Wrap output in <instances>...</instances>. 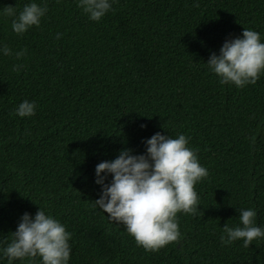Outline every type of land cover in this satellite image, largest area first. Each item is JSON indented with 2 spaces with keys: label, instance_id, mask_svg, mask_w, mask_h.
Instances as JSON below:
<instances>
[{
  "label": "trees",
  "instance_id": "1",
  "mask_svg": "<svg viewBox=\"0 0 264 264\" xmlns=\"http://www.w3.org/2000/svg\"><path fill=\"white\" fill-rule=\"evenodd\" d=\"M31 3L47 11L17 34L4 9L18 16ZM109 3L94 21L79 0H0V264H42L3 254L39 209L71 233L67 264H264V237L221 242L225 224L242 227L241 210L264 231V71L238 88L207 64L244 28L264 43V0ZM25 100L34 115L20 117ZM157 132L189 138L208 176L196 214L177 213L180 239L151 252L95 204V169L125 149L146 155Z\"/></svg>",
  "mask_w": 264,
  "mask_h": 264
},
{
  "label": "clouds",
  "instance_id": "2",
  "mask_svg": "<svg viewBox=\"0 0 264 264\" xmlns=\"http://www.w3.org/2000/svg\"><path fill=\"white\" fill-rule=\"evenodd\" d=\"M78 6L94 21H99L111 8L109 0H79ZM46 11L47 5L41 7L36 3L25 5L18 16L13 7L4 9L5 15L14 17L12 29L17 34L38 26ZM60 35L57 34V39ZM3 54L11 56L12 50L5 45ZM15 55L19 60L25 50ZM207 64L221 78V84L231 82L238 88L254 85L264 71V43L260 34L244 28L242 38L226 40L220 54L213 53ZM21 67L14 66L13 71L18 72ZM35 107L34 102L25 100L15 114L20 117L34 115ZM188 140L183 134L171 138L157 132L145 141L146 155H132L131 150L125 149L114 161H104L96 166V183L102 186V191L95 204L110 219L124 224L145 251L155 252L177 242L181 235L177 213L195 215L198 210L195 185L208 176V170L199 164L198 149H190ZM102 172L104 176H101ZM108 173L112 174V181L105 184ZM255 216L253 209L241 210L242 227L232 228L225 224L227 238L221 236V242L230 244L242 239L244 247H249L252 241L264 237V231L254 225ZM70 236L61 223L44 211L39 209L34 219L24 213L3 254L10 261L39 255L42 264H67Z\"/></svg>",
  "mask_w": 264,
  "mask_h": 264
}]
</instances>
